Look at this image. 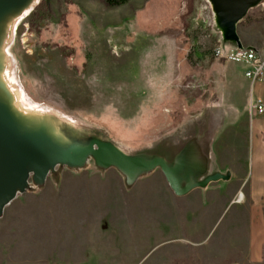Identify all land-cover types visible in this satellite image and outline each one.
<instances>
[{
  "label": "rangeland",
  "instance_id": "obj_1",
  "mask_svg": "<svg viewBox=\"0 0 264 264\" xmlns=\"http://www.w3.org/2000/svg\"><path fill=\"white\" fill-rule=\"evenodd\" d=\"M39 2L0 31V63L22 105L39 109L46 137L62 150L97 139L129 157H160L170 175L157 167L128 177L93 156L55 166L39 185L30 173L0 213V264H249L228 247L234 208L189 244L177 204L162 191L151 197L165 181L182 192L207 163L214 171L251 143L237 110L257 95L238 66L228 91L224 70L236 64L214 49L224 57L236 45L223 40L210 2L52 0L46 12ZM193 152L190 168L184 155Z\"/></svg>",
  "mask_w": 264,
  "mask_h": 264
},
{
  "label": "crops",
  "instance_id": "obj_2",
  "mask_svg": "<svg viewBox=\"0 0 264 264\" xmlns=\"http://www.w3.org/2000/svg\"><path fill=\"white\" fill-rule=\"evenodd\" d=\"M237 34L244 48L264 50V0L251 7L245 17L239 21ZM235 48L236 46L229 51ZM217 58L224 61L223 65H225V59ZM237 66L246 69L245 72L249 69L248 65L236 64V67L224 70L223 77L228 91L231 88L229 85H234L238 79ZM253 89L257 99H261L264 103V78L256 81ZM237 111L245 113L244 118L249 120V125L252 127L251 143L245 152L226 153L227 157L218 161V168L214 171L210 170L207 163L204 170L192 177L190 185L181 195L171 193L165 181L158 188L151 187V197L162 191L166 193L167 201L177 204L182 214V237L188 240L189 244H200L216 222V218L220 217L228 207L234 208L232 218L224 229L225 232L235 233L231 234L233 242L228 247L245 257L249 264H263L264 114L251 118L246 109L243 111L238 108ZM240 120L241 117L238 116L236 122L239 123ZM199 155L200 153L195 152L185 154V165L191 168L192 161ZM212 172L221 173L219 174L221 178L205 183L203 180L208 179L206 177L215 174ZM199 183L205 184L198 185ZM167 210L169 215V209ZM225 247L226 245L223 244L220 248L225 249Z\"/></svg>",
  "mask_w": 264,
  "mask_h": 264
},
{
  "label": "water",
  "instance_id": "obj_3",
  "mask_svg": "<svg viewBox=\"0 0 264 264\" xmlns=\"http://www.w3.org/2000/svg\"><path fill=\"white\" fill-rule=\"evenodd\" d=\"M209 1L222 30L223 39L241 48L237 24L251 7L263 0ZM22 2L23 0H0V15ZM44 131L45 129L37 133H22L8 107L0 104V213L17 192H23L28 187L30 173H34L36 183L39 185L55 166L69 165L76 168L84 165L89 156L94 157L99 167H115L128 177L157 167L163 171L165 177L170 175L168 163L163 158L145 160L138 156L129 157L119 148L108 143H100L97 139H92L87 146L78 145L74 150H62L51 143ZM219 178L220 175L208 178L204 182ZM183 192L184 190L176 191V194L181 195Z\"/></svg>",
  "mask_w": 264,
  "mask_h": 264
},
{
  "label": "bare ground",
  "instance_id": "obj_4",
  "mask_svg": "<svg viewBox=\"0 0 264 264\" xmlns=\"http://www.w3.org/2000/svg\"><path fill=\"white\" fill-rule=\"evenodd\" d=\"M32 1L34 2V0H23L22 4H20L19 6H14L8 9L7 11L3 12L0 15V31L3 30L6 23L11 22L12 20L14 21L17 17L19 18L20 15L23 14L28 9ZM2 67L3 66L0 63V104L6 105L8 107V111L17 120L19 130L22 133H27V132L37 133L43 131L46 128V124L44 118L39 119L38 117L39 109L35 108L34 106L26 105L24 103H23L24 105H22L23 98L20 93L21 92L23 93V91L21 90L20 92L17 89L15 90L14 89L15 85L8 86L9 82L5 80L6 79L5 76L2 75V70H3ZM50 128L52 130L53 126H50Z\"/></svg>",
  "mask_w": 264,
  "mask_h": 264
},
{
  "label": "built area",
  "instance_id": "obj_5",
  "mask_svg": "<svg viewBox=\"0 0 264 264\" xmlns=\"http://www.w3.org/2000/svg\"><path fill=\"white\" fill-rule=\"evenodd\" d=\"M214 55L222 57L219 48L214 49ZM226 61L234 64H245L249 69L245 72V77L250 80L251 88L256 81H261L264 78V50L252 48H235L229 54L225 55ZM249 116L256 118L264 114V103L261 99L251 100L248 106Z\"/></svg>",
  "mask_w": 264,
  "mask_h": 264
},
{
  "label": "trees",
  "instance_id": "obj_6",
  "mask_svg": "<svg viewBox=\"0 0 264 264\" xmlns=\"http://www.w3.org/2000/svg\"><path fill=\"white\" fill-rule=\"evenodd\" d=\"M51 1L52 0H40V2L38 3L37 7V11H41V12H46L50 9L51 6ZM101 2L103 3V5L107 8H113V7H118L121 5H125L129 2V0H101ZM37 11L33 14L31 21H35L39 18H37ZM263 264H264V257H263Z\"/></svg>",
  "mask_w": 264,
  "mask_h": 264
}]
</instances>
